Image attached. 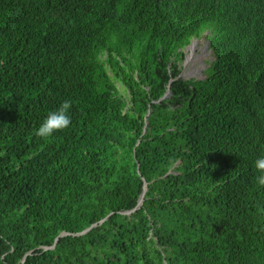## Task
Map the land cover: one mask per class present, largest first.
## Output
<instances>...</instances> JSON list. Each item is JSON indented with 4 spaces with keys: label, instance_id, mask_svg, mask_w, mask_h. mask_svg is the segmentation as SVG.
<instances>
[{
    "label": "trees",
    "instance_id": "16d2710c",
    "mask_svg": "<svg viewBox=\"0 0 264 264\" xmlns=\"http://www.w3.org/2000/svg\"><path fill=\"white\" fill-rule=\"evenodd\" d=\"M260 156L264 0H0V264H264Z\"/></svg>",
    "mask_w": 264,
    "mask_h": 264
},
{
    "label": "clouds",
    "instance_id": "9594fccd",
    "mask_svg": "<svg viewBox=\"0 0 264 264\" xmlns=\"http://www.w3.org/2000/svg\"><path fill=\"white\" fill-rule=\"evenodd\" d=\"M192 40L193 39H191L186 46H189V45L191 46L192 44H194ZM200 40L205 41L204 44L206 45V48H207V41L205 40L204 36H202L200 38ZM208 51L210 53L209 49H208ZM183 57H184V51H183ZM211 59L212 58H210V60ZM182 60H183V58H182ZM182 60H181V62H182ZM179 70H180V64H179ZM178 77H181L180 72L178 74ZM190 78H195V77H190ZM201 78H203V77H201ZM198 79H200V78H198ZM168 95H169V90H166L161 98H164ZM71 107H72L71 101H64L60 104V106L57 109L50 111L46 115L44 120L41 122L39 127L35 130V135L37 137L47 139V138L51 137L53 135V133L59 132V131H62L64 129L68 128L71 124V118L69 116V110ZM254 167L257 170V172L259 173V175L255 177L256 183L259 186L264 187V156H260L254 161ZM144 188H145V185L143 187V191H145Z\"/></svg>",
    "mask_w": 264,
    "mask_h": 264
},
{
    "label": "rangeland",
    "instance_id": "374dc122",
    "mask_svg": "<svg viewBox=\"0 0 264 264\" xmlns=\"http://www.w3.org/2000/svg\"><path fill=\"white\" fill-rule=\"evenodd\" d=\"M194 44L183 48L184 57L180 62V76L184 79L203 77V70L210 61L211 55L204 44L205 41L193 39Z\"/></svg>",
    "mask_w": 264,
    "mask_h": 264
},
{
    "label": "water",
    "instance_id": "95a60500",
    "mask_svg": "<svg viewBox=\"0 0 264 264\" xmlns=\"http://www.w3.org/2000/svg\"><path fill=\"white\" fill-rule=\"evenodd\" d=\"M138 166H136V168H137ZM144 190H145V188H144ZM142 192H143V190H142ZM142 192H141V194H140V196H139V199H138V201H137V204H136V206H135V208H137L139 205H140V203H141V201H142ZM129 211H127L126 213H128ZM102 221V219L99 221V222H101ZM98 222V223H99ZM90 227V226H89ZM89 227H87L86 229H84L82 232H84V231H86ZM62 234H64V233H60L59 235H62ZM54 241H56V238L54 239Z\"/></svg>",
    "mask_w": 264,
    "mask_h": 264
}]
</instances>
